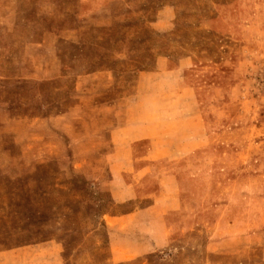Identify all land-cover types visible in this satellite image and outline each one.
<instances>
[{
    "label": "rangeland",
    "instance_id": "374dc122",
    "mask_svg": "<svg viewBox=\"0 0 264 264\" xmlns=\"http://www.w3.org/2000/svg\"><path fill=\"white\" fill-rule=\"evenodd\" d=\"M189 105L205 143L121 201L112 131ZM0 264H264V0H0Z\"/></svg>",
    "mask_w": 264,
    "mask_h": 264
},
{
    "label": "crops",
    "instance_id": "0c3cea01",
    "mask_svg": "<svg viewBox=\"0 0 264 264\" xmlns=\"http://www.w3.org/2000/svg\"><path fill=\"white\" fill-rule=\"evenodd\" d=\"M170 76L178 79L179 90L177 96L186 98L192 97V89L181 84V78L178 70H169ZM192 101V100H190ZM160 108V107H158ZM134 111L127 114L126 121L112 131V141L116 145L112 153L110 168L113 170L114 177L122 180L121 186L127 189L129 197L118 196L121 201L130 198L137 199L138 187L144 179L152 177L150 165L147 162L168 159L169 161H178L191 155L193 151L205 143L206 133L204 122L200 111L193 105L187 108L175 109L168 115L161 117L159 109L152 111L150 115H139L138 106ZM149 142V148L140 158L144 161L141 165L136 164L132 153V145L142 141ZM119 145V146H118ZM160 184H166L172 196L166 197L157 192L153 193V202L147 208L134 212V215L149 211V213H166L164 208H178L179 199L178 179L171 169H165L161 176L156 177ZM123 192V191H122ZM152 194V193H151ZM145 194L147 196L151 195ZM153 217V216H152ZM149 221L153 222L152 219ZM157 221V219H154Z\"/></svg>",
    "mask_w": 264,
    "mask_h": 264
}]
</instances>
